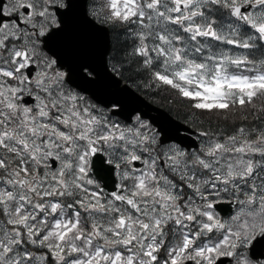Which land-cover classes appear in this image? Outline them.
<instances>
[{"label": "rangeland", "instance_id": "374dc122", "mask_svg": "<svg viewBox=\"0 0 264 264\" xmlns=\"http://www.w3.org/2000/svg\"><path fill=\"white\" fill-rule=\"evenodd\" d=\"M64 1L37 0V5L44 3L42 6L47 8L49 15L48 24L39 23L41 34L50 24H57L51 3ZM176 1L186 0H89L88 7L89 14L98 22L111 25L116 30L117 25L125 29L117 31V35L121 32L124 37L128 31L132 32L129 36L136 38V52L145 58V64L156 62L162 67L146 82L136 80L129 83L159 99H154V102L160 106L163 105L160 98L154 96L156 88L170 96L172 101V95L181 94L180 98L190 103H184L187 108L167 100L163 101V107L170 108L203 131L200 149L187 150L174 142L159 145V132L148 120L136 116L133 122L127 123L111 114L110 108L97 104L88 96H80V108L75 109L64 99L66 94L64 97V93L55 87L54 91L64 97H60L61 101H65L61 114L73 120L71 112L75 109L76 115L84 117L81 136L86 137V164L82 161L79 173L70 177L69 184L60 177L65 174L67 164L59 170H49L43 177H34L30 169L37 159L47 161L39 151L53 141L47 135L48 131L43 129L49 123L50 115L44 107V99L41 98L42 106L38 111L21 112L19 118L22 123H16L21 125L18 131L13 124H1L4 120L0 114V150L13 152L19 149L14 156H0V163L4 164V172L0 175V264H135L129 252L131 240L137 244L145 241L147 253L150 252L149 247L160 250L162 254L157 256V264L179 261L186 252L184 243L187 237L184 236V243L170 232H165V239L160 242L155 238L163 232L168 221L164 212H168L170 204L166 202L168 198L176 197L177 183L168 176L162 177L151 171L135 173V177L129 165L130 156H163L171 160L172 166L184 163L179 159L176 162V157L229 156L230 160L225 163L228 169L225 181L230 186L231 195L238 191L243 194L242 205L231 222L238 235L230 233L215 241L213 253L216 256L229 246L236 248L238 264H264V259L256 262L247 252L251 241L264 231V162L258 163L252 157L264 156V149H260V144L264 148V119H258L256 115L264 107V98L260 97L264 94H257L264 91V51L261 56L256 54L259 62L253 60L251 53L259 36L264 42V0H260L262 3L253 9L254 26L247 32L238 24L219 28L210 20H199L211 2L225 6L253 0H192L190 7L183 10H178ZM15 30L18 38L22 33L23 41L35 40L34 31L16 28V24L8 26L0 40ZM242 33L248 35L243 38L245 34ZM262 45L264 48V43ZM202 49L207 50V54L201 55L202 59L191 54ZM109 63L121 75L117 56L110 57ZM47 67V63H43L41 71L46 72ZM161 85L162 90L159 89ZM163 87L173 91L167 92ZM258 97L261 99H255ZM234 102L237 104L230 105ZM252 112V118L246 120ZM15 133L21 140L14 136ZM42 138L44 141H40ZM93 140L99 143V150L116 162L117 167H122L119 174L122 173L123 181L130 182V189L145 205H150L143 216H131L129 225L123 230L118 216L128 214V210L105 198L98 190L100 183L89 173L88 148ZM37 149L38 155L33 156ZM62 158L64 162L69 161L65 156ZM199 162L208 168L203 160ZM251 165H254L253 169ZM13 167L21 170L26 186L18 184L19 176L11 171ZM33 167L37 170V165ZM188 173V180L192 179L190 186L195 183L201 188L210 182L206 176L197 177L191 168ZM162 179L167 186H159ZM71 188L76 191L67 192ZM70 198H77L76 203H68ZM158 206L160 210H157ZM156 210L160 214L155 213ZM148 220L153 226L152 232L143 229ZM170 229L175 233L177 226L172 224ZM166 239L177 243L172 242L168 246ZM109 249L113 250L112 254ZM200 254L208 261L213 256L210 251ZM140 258L141 262L137 264H147L142 256ZM153 258L156 256L151 258L154 261Z\"/></svg>", "mask_w": 264, "mask_h": 264}, {"label": "flooded vegetation", "instance_id": "af4514ba", "mask_svg": "<svg viewBox=\"0 0 264 264\" xmlns=\"http://www.w3.org/2000/svg\"><path fill=\"white\" fill-rule=\"evenodd\" d=\"M260 3H262V1L258 0L257 4L259 5ZM37 4V0H31L30 2L26 0L23 2L17 0H4L1 5L2 9L0 8V12L4 15L1 16L0 35L8 26H13L14 24H16V28L22 30L26 29L28 32H35V40L30 42L22 40V33L18 38L16 30L10 31L3 40H0V114L2 120H4L1 124H13L18 131L22 123V119L19 118L21 112L38 111L39 107L42 106L41 98L44 99V107L50 111V115L49 123L43 126V129L45 128V130L48 131L47 135L52 137L53 141L51 145L46 144V149H40L39 151L40 155L45 156L47 161L40 162V160L37 159L32 167L30 166V169L34 177H43L49 170L56 171L67 164L65 174L60 177L64 178V180L68 181L70 184V177L79 173L82 161L86 164V137L81 136V123L84 117L81 114L76 115L75 113H77V111L75 109L79 110L80 108V96L87 98L89 95L85 91L69 83L67 69L58 65L56 57L51 52L47 51L43 44L44 35L59 25L56 7H65L66 0L58 4H49L51 6V11L56 16L57 24H50L48 26L49 28L45 32H42V34L39 30V23L48 24L49 20L47 19L49 15H47V8L42 6L44 3L40 2V5ZM15 5H18L16 9H14ZM28 35L31 36V34ZM43 63H47L48 65L45 69L46 72H43V70L41 71ZM85 72L92 75L88 69H86ZM55 87H58L60 91L64 93V97L66 94V97H61L59 93H56L54 91ZM48 90H53V92L51 93ZM60 97L73 104L75 108L73 112H71V114H73V120H69L65 115L61 114L65 101H61L62 99ZM113 106H116V104H113ZM117 118L119 117L117 116ZM9 120L10 122H8ZM17 122L20 124H16ZM192 128L195 130V136L198 138L199 147L196 148L198 150L201 146L200 135L203 131L195 127ZM14 136L21 140L18 133H15ZM44 138L46 139V136ZM44 138L40 141H44ZM38 143L39 142L36 144ZM260 145V149H264L262 144ZM99 147V143L95 140L89 143V173L91 168V149L95 148L97 151L102 152V150H99ZM9 151L1 149L0 156H14L18 153L19 149H14L13 152ZM36 151L37 153L33 154V156L38 155V149ZM253 152V154H255L256 150ZM262 154L264 155V151ZM62 156L67 157L69 161L64 162ZM104 157L116 167V184L117 187L122 189V191L118 193V197L125 200H123V202H118L113 198L101 194L105 198L112 199L115 203L128 210V214L121 213L118 216L119 222L120 218H125L124 228L121 227L122 224L120 223V229L123 230L129 225L131 216H143L146 212V208L150 205H145L139 196L130 189V182L128 180L123 181L122 173L119 174V169L122 167H117L115 164L116 162H113L110 156L105 155ZM130 157L131 160L129 165L132 167V172L135 177V173L141 174L151 171L162 177L168 176L177 183V189H175L176 197L172 199L168 198L166 202L169 203L170 206L167 207L168 212H164V216L168 218L169 222H165V227L162 229L163 232H159L157 237H155L158 239V242H160L162 238L165 239V232H170L183 243L184 236L187 237L184 243L186 247L185 254L181 256L179 261L173 264H215L220 258L230 253L232 254L233 264H238V253L236 248H230L228 246L227 249L216 256L213 253L215 241L229 236L228 234L230 233L238 235V233L235 232V228H232L231 222L237 210L242 205L241 199L243 194L238 191L234 192V195H231L230 186H228L225 181V176L228 175V169L225 163L230 160L229 156L176 157V162H178V159L184 162H180L178 166H172L171 160L169 158L165 159L163 156ZM252 157L256 158L258 163L264 162V156L258 155ZM135 158L138 160H135ZM151 159H153V161ZM199 160H203L208 168L205 169L204 165L200 163ZM136 164H141V166H137ZM2 165L4 166V164L0 163V175L4 172ZM34 165H37V170L34 169ZM190 168L196 172L197 177L206 176L210 179V182L201 188H198L195 183L190 186L189 182H192V179L189 181L186 176L189 174L188 170ZM253 168L254 165H251V169ZM11 171L19 176L18 184L20 186L27 185V181L24 177L21 178L20 169L13 167ZM181 174H183L184 177ZM90 175L93 177L92 174ZM163 179L159 183V186H167V184L163 183ZM95 180L98 182L97 179ZM72 187H74V185ZM74 188L69 189L67 192L76 191ZM98 190L100 191V184H98ZM76 200L77 198H70V200L68 199L67 201L68 203L71 202L74 204ZM61 201L63 200L61 199ZM229 203H235V205L230 207L228 205ZM219 204L222 207H217ZM157 210H160V206H158ZM157 210L155 213L160 214ZM161 220H164L163 217ZM172 224L175 225V227L177 226L175 233L170 229ZM143 229L145 231H153L150 220L145 222ZM150 232L148 235H150ZM262 232L264 231L259 232L257 236ZM143 242L142 244H137L134 240L130 241L131 246L129 252L130 256L132 255V261L137 264L141 262L140 256H142L147 264H157L159 262L157 261V256H161V251H155L153 247H149L148 250H150V252L147 253L146 242ZM172 242L173 244L177 243V241L174 242L173 239L170 241L166 239V244L168 246ZM102 247L106 246L102 245ZM119 249L120 248H118V250ZM111 250L109 249L112 254L113 250ZM209 251L213 255L210 261L207 260L206 256L202 257L203 254H200L208 253ZM153 256H156V258H153L155 259L154 261L151 259ZM254 261L262 262L263 259Z\"/></svg>", "mask_w": 264, "mask_h": 264}, {"label": "water", "instance_id": "95a60500", "mask_svg": "<svg viewBox=\"0 0 264 264\" xmlns=\"http://www.w3.org/2000/svg\"><path fill=\"white\" fill-rule=\"evenodd\" d=\"M3 1L0 0V8ZM188 5L189 1L182 2L179 9ZM252 7L253 3L235 2L228 4L225 10L238 21L251 25ZM56 13L60 26L43 37L44 47L56 57L59 66L67 69L68 81L72 85L104 106L116 104L113 113L127 122H131L136 114L149 119L161 134L159 144L176 142L187 149L198 147V140L192 135L194 130L190 126L151 102L130 84L123 83L122 78L110 69L107 57L111 49L110 30L89 15L88 0H67L65 7H56ZM2 15L0 12V21ZM85 69L93 72L94 76H89ZM91 160V173L101 183L103 194L123 202L125 199L118 197L122 189L116 185L115 166L106 162L104 154L95 148L91 149ZM228 205L232 207L235 203ZM217 207L222 206L219 204ZM120 222L124 228L125 218H120ZM248 251L256 260L264 258V232L256 237ZM231 260L230 254L216 264H232Z\"/></svg>", "mask_w": 264, "mask_h": 264}, {"label": "trees", "instance_id": "16d2710c", "mask_svg": "<svg viewBox=\"0 0 264 264\" xmlns=\"http://www.w3.org/2000/svg\"><path fill=\"white\" fill-rule=\"evenodd\" d=\"M204 16H202L200 18V22H205V21H209L210 22H213V23H216L219 28L227 25L229 26V24H238L240 25L239 27H243V30L245 32L249 31L251 27H246L240 23H238L237 20L231 18L226 12H225V7L223 5H219V4H214L213 2H211L210 4V7L205 11L204 10ZM118 26V29L116 30V28H113L112 27V43H113V56L118 58V61L120 62V65H121V75L123 76V78L128 81V82H134L136 80H140V81H147L149 78H151V76H153V74L156 72V71H160L162 69L161 66H159L156 62H149L148 64H145L146 63V60L143 56H140L137 54L136 52V48H137V40L136 38H133L132 36L130 37L129 35L132 34V32H127V34H125L124 37H122V33L119 32V34L117 35L116 32L117 31H123L125 29H122L121 28V25H117ZM249 33V32H248ZM247 34L245 33H242V34H245V35H242L243 38L246 37ZM260 37V36H259ZM257 40H255V43L254 44H257L256 47L253 49V52L252 53V58H254L253 60L255 61H260L258 60V55L261 56L260 54H262L261 52L264 51V48L263 47V40H261V38H259ZM200 50H198L197 52H199ZM191 54H197L198 55V59H202L201 55H205L207 54V50L205 49H202L199 53H191ZM258 54V55H256ZM256 55V56H255ZM113 57V58H114ZM156 63V64H155ZM137 82V81H136ZM143 82V83H145ZM139 92H141L143 95H145L147 98H149L150 100H153L154 102V99L158 100L157 98H152L151 96H149V94L147 93V91L143 90L144 92H142L140 89L136 88ZM160 90H162V85L160 86L159 88ZM164 90H168L167 92H170V91H173L171 90L170 88H167V87H163ZM154 93H156V97H159L161 102L160 104H163L162 106H165V103L163 102L164 100H167L168 102H172V103H176L178 104V106L180 107H184V108H187L185 106L184 103H187L184 99H181L180 97L181 94H177L176 96H173L172 97L175 99H173L172 101V98L170 96H166L165 93H163L162 91H158V88H156V90L154 91ZM257 94L259 95H262L264 94V91H259ZM261 98H264L262 96H260ZM260 97L258 98H255V99H259ZM260 98V99H261ZM264 102V101H262ZM155 103V102H154ZM157 104V103H156ZM187 104H190V103H187ZM237 103H232L230 105H236ZM159 105V104H158ZM166 105H169V104H166ZM170 107H173L171 105H169ZM166 108V107H165ZM170 110V108L168 109ZM175 117H177L178 119L180 120H183L185 122H187L189 124L188 121H186L185 119H183V117L175 114L172 110H170ZM254 112H252L251 114H249L245 119H249V118H252V114ZM256 115H257V118L258 119H264V107H262L260 109V111L257 113L256 112ZM204 121V120H203ZM204 123H207L206 121H204ZM191 125V124H190ZM192 127H195L193 125H191ZM197 128V127H195ZM198 129V128H197Z\"/></svg>", "mask_w": 264, "mask_h": 264}]
</instances>
